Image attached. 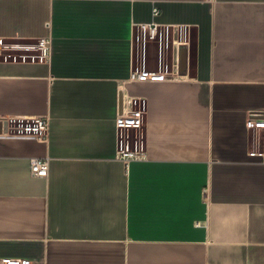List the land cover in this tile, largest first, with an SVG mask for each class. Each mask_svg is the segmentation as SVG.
<instances>
[{
  "label": "crops",
  "instance_id": "obj_1",
  "mask_svg": "<svg viewBox=\"0 0 264 264\" xmlns=\"http://www.w3.org/2000/svg\"><path fill=\"white\" fill-rule=\"evenodd\" d=\"M152 21L177 29L187 53L178 75L140 80L137 66L158 73L156 47L136 42ZM124 100L144 112L146 155L127 165ZM254 111L264 0H0V119L49 121L46 142L0 136V259L264 264ZM32 158L49 159L47 177L30 174Z\"/></svg>",
  "mask_w": 264,
  "mask_h": 264
},
{
  "label": "built area",
  "instance_id": "obj_2",
  "mask_svg": "<svg viewBox=\"0 0 264 264\" xmlns=\"http://www.w3.org/2000/svg\"><path fill=\"white\" fill-rule=\"evenodd\" d=\"M160 14L157 8L152 10V16L155 18ZM137 35L136 42L139 48L145 52L149 45H154L157 49L158 73L140 72L135 70L132 77L140 80L156 79L165 76L173 77L181 72L182 67V49L186 50L187 43L179 40L177 29L163 26L155 21L147 24H136ZM142 40V42H140ZM148 41V42H147ZM50 38L40 39L39 49L45 57H49ZM171 52V60L168 62L167 53ZM169 69V73H168ZM137 104V103H135ZM130 107V103L123 101L121 113L115 119V126L118 137L117 159L126 165L132 160L144 159L143 141L136 142L131 147L128 140L130 132L138 133L144 122V112L142 108ZM15 124V125H14ZM246 127L254 130H264V112L254 111L249 114L246 121ZM49 121L47 117H7L0 119V136L13 135L33 138L40 142H46L48 139ZM264 161V154L262 155ZM49 159L32 158L30 159V174L36 178H45L48 175ZM0 264H45L42 262L30 261L19 258L0 259Z\"/></svg>",
  "mask_w": 264,
  "mask_h": 264
},
{
  "label": "rangeland",
  "instance_id": "obj_3",
  "mask_svg": "<svg viewBox=\"0 0 264 264\" xmlns=\"http://www.w3.org/2000/svg\"><path fill=\"white\" fill-rule=\"evenodd\" d=\"M140 42H142V40H140ZM138 45H140V43L137 44V47H138ZM135 70H138L140 72L141 69L137 66ZM135 105H138V104H135ZM135 107H139V105L135 106ZM143 130H144V122H143V124L140 128V131L138 133H136L134 131L130 132L128 140L130 142L131 147H133L136 144V142L143 141Z\"/></svg>",
  "mask_w": 264,
  "mask_h": 264
}]
</instances>
